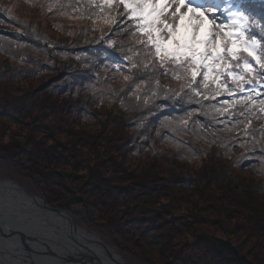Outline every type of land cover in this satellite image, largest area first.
<instances>
[{"label": "trees", "instance_id": "16d2710c", "mask_svg": "<svg viewBox=\"0 0 264 264\" xmlns=\"http://www.w3.org/2000/svg\"><path fill=\"white\" fill-rule=\"evenodd\" d=\"M53 2L0 0V177L53 208L83 197L67 211L129 264H236L218 237L264 264V114L226 129L223 97L193 96L131 28Z\"/></svg>", "mask_w": 264, "mask_h": 264}, {"label": "snow or ice", "instance_id": "6c2138e0", "mask_svg": "<svg viewBox=\"0 0 264 264\" xmlns=\"http://www.w3.org/2000/svg\"><path fill=\"white\" fill-rule=\"evenodd\" d=\"M80 3L76 0L75 5H65L54 0L48 8L69 7L75 13ZM88 4L99 10L97 18L116 24L115 31L131 28L132 35L138 36L136 43L147 50L145 55L154 62L153 66L158 63L164 67L165 75L171 70L173 78L188 81L186 86L193 96L201 97L203 88L207 90L205 100L223 97L210 107L225 117L219 122L226 129L229 121L235 126L250 114H264V35L255 31L258 27L264 33V0H88ZM82 17L83 13L78 18ZM186 17L193 29L190 42L177 38ZM205 20H210L214 31L207 39L199 40L197 33ZM169 42L173 47L168 46ZM197 44L206 47L200 51ZM182 123L186 125L187 121ZM248 123L250 126V119ZM259 135L264 138V129L259 130ZM251 138L258 142L256 136ZM260 154L264 155V148Z\"/></svg>", "mask_w": 264, "mask_h": 264}, {"label": "bare ground", "instance_id": "6f19581e", "mask_svg": "<svg viewBox=\"0 0 264 264\" xmlns=\"http://www.w3.org/2000/svg\"><path fill=\"white\" fill-rule=\"evenodd\" d=\"M11 188L14 189V185H11ZM25 200L23 201V199L19 198V201L7 200L2 202L0 204V221H3L6 225L8 224V227L12 230L19 232V235L21 233L25 240H27V238L30 239L33 247L48 249L50 246L53 247L52 245L64 243L69 246L68 250L71 253L74 252L78 255H82L87 252L90 254L91 252V254L96 255L101 260L102 264H122L118 254L114 250L104 247L97 237L88 235L82 230L76 232L70 226V221L67 217L55 213L43 212L41 209L36 210L39 214L37 216L29 212H19L18 210L25 209L24 203L30 204V201L27 199ZM21 213H23V215ZM34 226H36L35 229L33 228ZM58 231L59 233H57ZM7 245L10 249L17 252V254H21V251L18 249V243L9 240ZM1 246L4 245L1 243ZM42 263L52 264L53 261H44ZM0 264L35 263L23 258H17V260L15 259L13 262L9 258L6 259L0 256Z\"/></svg>", "mask_w": 264, "mask_h": 264}, {"label": "water", "instance_id": "95a60500", "mask_svg": "<svg viewBox=\"0 0 264 264\" xmlns=\"http://www.w3.org/2000/svg\"><path fill=\"white\" fill-rule=\"evenodd\" d=\"M0 183H1L0 204L7 200L19 201V198H21L24 201L25 199H27L28 201H30L31 205L29 203H24L23 205L25 209L18 210L19 212H29L32 215L37 216L39 214L36 210L41 209L43 212L55 213L60 216H65L70 221V226L76 232L82 230L88 235L97 237L104 247L110 248L100 239V237L93 234H89L86 230L77 226L72 216L67 211L69 207L83 203V198L73 197L65 204V209L60 210V209L51 208L44 199L26 192L15 182L0 181ZM11 185H14V189L11 188ZM21 214L23 215V213ZM8 226H9L8 224L6 225L3 221H0V248H1L0 256L3 258L4 257L6 259L9 258L13 262L15 259L17 260V258H23L35 264H43L42 262L44 261H53L52 264H102L101 260L96 255L91 254L90 251H89L90 254L87 252L86 254H82V255H78L77 253L74 252L71 253L68 250L69 246L64 243H61L60 245H52L53 247L51 246L49 248L47 247L48 249H46L45 247H44L45 249L35 248L32 246V242L30 241V239L27 238V240H25V238L22 237L23 235L21 233L20 236L19 232L12 230ZM35 227L36 226H34L33 228L35 229ZM54 229L57 230L56 228ZM57 233H59V231ZM9 240H13L15 243L19 244L18 249L21 251V254H17V252H15L14 250L8 247L7 243ZM1 243L4 246H1ZM213 245L217 248V251L220 254H225L230 256V258L236 264H252V262H250L245 256H241L236 250V248L230 242L220 241L219 243H215ZM118 257L120 258L122 264H127L119 254Z\"/></svg>", "mask_w": 264, "mask_h": 264}, {"label": "rangeland", "instance_id": "374dc122", "mask_svg": "<svg viewBox=\"0 0 264 264\" xmlns=\"http://www.w3.org/2000/svg\"><path fill=\"white\" fill-rule=\"evenodd\" d=\"M15 7H16V12H19V13H24L25 15H24V20L25 19H30V18H35V19H37V20H34V21H40L41 20V18H40V16L38 15V13L37 12H35V11H32L30 8H27V7H25V6H23V5H21L20 3H16L15 4ZM44 24H46V23H50L51 24V21H48V20H45V22H43ZM191 23H197V21H191ZM190 25V21H189V19L186 17L185 19H184V21L182 22V24H181V27H180V29H179V31H178V33H177V38L178 39H180L181 41H185V42H190V39H191V35H192V32H193V29L189 26ZM43 30H44V32L46 33V34H48L51 38H53V36H52V34H50V32H49V30H47V28H43ZM214 31V25L210 22V20H205L202 24H201V27H200V30H199V32L197 33V36H198V39L199 40H204V39H207L209 36H210V34L212 33ZM55 39V38H54ZM168 46L169 47H173V44L171 43V42H169L168 43ZM197 46V48L200 50V51H203L204 49H205V45H203V44H197L196 45ZM3 62H4V60H3V58H1L0 57V63L1 64H3ZM19 129V128H18ZM3 166V167H2ZM5 166H4V163L1 161V159H0V168H4ZM16 175H18V172L16 171ZM11 176V175H10ZM0 181H12V182H15V183H17L22 189H24L26 192H28V193H30V194H32V195H35V194H33V193H31V192H29V190L27 189V188H25L21 183H19L18 181H16V180H12V179H6V178H3V177H0ZM35 196H37V195H35ZM38 197H40V196H38ZM74 197H81V196H78L77 194H75V196ZM81 198H83V197H81ZM43 199V198H42ZM71 200V199H70ZM82 204H84V199H83V203ZM74 206V205H73ZM51 207V206H50ZM51 208H53V207H51ZM55 209H58V208H55ZM60 210H62V209H60ZM64 210V209H63ZM70 214V213H69ZM71 215V214H70ZM72 216V215H71ZM72 218H73V216H72ZM73 220H74V218H73ZM74 222H75V220H74ZM75 224H76V222H75ZM77 226H79L78 224H76ZM79 227H81V226H79ZM82 228V227H81ZM82 229H84V228H82ZM85 230V229H84ZM89 233V232H88ZM89 234H92V233H89ZM93 235H95V234H93ZM97 236V235H96ZM99 237V236H98ZM220 241H225V242H230V241H228V240H226V239H223V238H215V243H219ZM214 242H212V244H215ZM231 243V242H230ZM109 247V246H108ZM112 249V248H111ZM112 250H114V249H112ZM115 251V250H114ZM116 253H118L117 251H115ZM119 254V253H118ZM120 255V254H119ZM121 256V255H120ZM121 258L123 259V257L121 256ZM124 260V259H123ZM125 261V260H124ZM126 262V261H125ZM127 263V262H126ZM127 264H129V263H127Z\"/></svg>", "mask_w": 264, "mask_h": 264}]
</instances>
